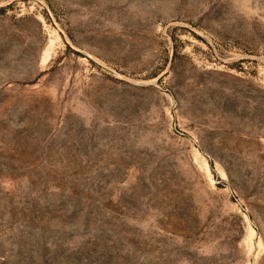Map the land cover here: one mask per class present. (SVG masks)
<instances>
[{
    "label": "rangeland",
    "instance_id": "1",
    "mask_svg": "<svg viewBox=\"0 0 264 264\" xmlns=\"http://www.w3.org/2000/svg\"><path fill=\"white\" fill-rule=\"evenodd\" d=\"M0 264H264V0H0Z\"/></svg>",
    "mask_w": 264,
    "mask_h": 264
},
{
    "label": "bare ground",
    "instance_id": "2",
    "mask_svg": "<svg viewBox=\"0 0 264 264\" xmlns=\"http://www.w3.org/2000/svg\"><path fill=\"white\" fill-rule=\"evenodd\" d=\"M202 161L204 163V166H205L206 171L207 172H210V168H209V164H208L207 160L206 159H203ZM220 171H222V174L225 175V172L223 170H220Z\"/></svg>",
    "mask_w": 264,
    "mask_h": 264
}]
</instances>
